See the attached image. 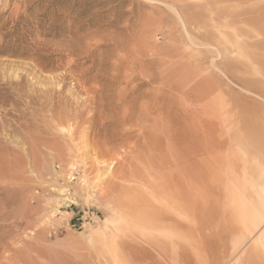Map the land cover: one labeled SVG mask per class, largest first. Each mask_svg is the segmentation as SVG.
<instances>
[{"label": "rangeland", "instance_id": "1", "mask_svg": "<svg viewBox=\"0 0 264 264\" xmlns=\"http://www.w3.org/2000/svg\"><path fill=\"white\" fill-rule=\"evenodd\" d=\"M263 176L264 0H0V264H264Z\"/></svg>", "mask_w": 264, "mask_h": 264}, {"label": "bare ground", "instance_id": "2", "mask_svg": "<svg viewBox=\"0 0 264 264\" xmlns=\"http://www.w3.org/2000/svg\"><path fill=\"white\" fill-rule=\"evenodd\" d=\"M232 1V0H230ZM216 14V13H215ZM233 16V15H232ZM215 18V17H214ZM212 20H213V16H212ZM234 30V29H233ZM239 32V31H238ZM239 35V34H238ZM222 36V35H221ZM220 36V37H221ZM226 36V35H225ZM224 36V37H225ZM240 36V35H239ZM223 37V36H222ZM221 37V38H222ZM238 37V36H237ZM238 39V38H237ZM225 40V39H224ZM222 42V41H221ZM236 42V41H235ZM226 43V42H225ZM237 45V44H235ZM240 46V45H238ZM235 47V46H233ZM237 47V46H236ZM241 49L240 52L243 53L244 55H246V53L244 52L245 50H248L246 47L243 48L244 46H240ZM239 48V47H238ZM239 52V51H238ZM239 52V53H240ZM247 52V51H246ZM248 54L249 51H248ZM248 56V55H247ZM243 57V56H242ZM241 58V57H240ZM246 58V57H245ZM249 59V58H248ZM237 60V59H236ZM237 62V61H236ZM239 63V62H238ZM249 63V62H248ZM251 67V64H250ZM252 68V67H251ZM247 69V68H246ZM253 72V70H252ZM254 73V72H253ZM253 75V74H252ZM240 78V77H239ZM73 167H75L74 164H72ZM262 166V165H261ZM262 172V171H260ZM264 177V176H263ZM247 180V179H246ZM248 181V180H247ZM264 181V180H263ZM263 185V183H261ZM253 186V181L252 183H250V187ZM63 191V190H62ZM231 191V190H230ZM231 196H232V205H233V209L235 210L236 216L237 218L243 223L247 225L248 229H251L253 227V223H254V219L253 216L255 215L254 212V207H253V202L252 200L247 201L246 198L249 197H244V195H241V193H239V191L237 190V188H232V192H231ZM239 200V201H238ZM244 200V201H243ZM263 213H264V201H263Z\"/></svg>", "mask_w": 264, "mask_h": 264}, {"label": "crops", "instance_id": "3", "mask_svg": "<svg viewBox=\"0 0 264 264\" xmlns=\"http://www.w3.org/2000/svg\"><path fill=\"white\" fill-rule=\"evenodd\" d=\"M76 218V220H79V219H81V217H79V216H77V217H75Z\"/></svg>", "mask_w": 264, "mask_h": 264}, {"label": "built area", "instance_id": "4", "mask_svg": "<svg viewBox=\"0 0 264 264\" xmlns=\"http://www.w3.org/2000/svg\"><path fill=\"white\" fill-rule=\"evenodd\" d=\"M96 217H98L100 219V217L98 215Z\"/></svg>", "mask_w": 264, "mask_h": 264}]
</instances>
